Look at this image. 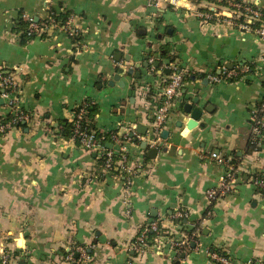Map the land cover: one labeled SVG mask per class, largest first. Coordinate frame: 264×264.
<instances>
[{"label":"crops","instance_id":"1","mask_svg":"<svg viewBox=\"0 0 264 264\" xmlns=\"http://www.w3.org/2000/svg\"><path fill=\"white\" fill-rule=\"evenodd\" d=\"M174 1L0 0V68L14 73L20 107L29 115L24 126L0 135V250H9L15 264H217L207 255L211 249L228 264H264V192L250 180L264 175V140L246 151L251 111L264 108V41L221 17L200 19L196 12L206 11L207 0ZM245 1L264 7V0ZM51 11H69L80 37L54 30L22 43L14 29L20 14L38 20ZM161 45L173 61L155 68L153 56H145ZM245 63L256 71L235 81L208 80L222 65ZM173 64L189 78L167 134L150 147L149 104ZM118 68L133 69L120 75L123 86L109 83ZM194 97L203 112L190 129L182 106ZM86 100L96 104L93 123L102 140L108 137L104 148L123 146L135 168L128 187L119 168L104 172L102 151L59 133ZM6 114L2 103L0 117ZM137 124L146 126L145 134ZM114 130L139 139L113 141ZM211 153L236 155L240 174L234 190L214 202L206 190L225 166ZM152 221L188 244L135 249L136 236ZM81 247L88 248L86 260L77 251L66 258Z\"/></svg>","mask_w":264,"mask_h":264},{"label":"built area","instance_id":"2","mask_svg":"<svg viewBox=\"0 0 264 264\" xmlns=\"http://www.w3.org/2000/svg\"><path fill=\"white\" fill-rule=\"evenodd\" d=\"M158 4L159 0H150ZM175 2L174 0H172ZM208 5L206 11L198 10L196 15L205 21L213 19L214 17L220 18L228 25L234 26L241 31L252 30L260 40L264 41V7L259 6L257 3L245 0H207ZM218 7L222 8L221 11ZM59 13L48 12V15L38 22L32 16L22 14L23 20L28 22V33H34L38 36L42 33L52 32L54 30H62L67 37L79 38L80 32L75 26V17L69 15L60 24L55 16ZM153 62V58L149 59V63ZM248 68L246 66L240 69L228 68L226 65L219 67L218 72L224 74L218 76L215 72L208 74V80L212 83L220 81H227L229 78L236 76L238 73H246ZM256 71V67H255ZM184 72L176 64L171 66V74L168 78L162 79V86L155 98L151 99L150 110H152V118L150 122V130L152 132V139L148 142L150 147H153L157 140L160 139V133L165 128L170 115L174 111V105L183 87ZM0 99H2L4 106L7 108L9 118L5 120L6 116L0 117V135L5 134L11 129L21 127L19 122H26L29 115L24 112L19 104L18 86L15 82L14 73L2 74L0 73ZM89 102H81L72 114L71 122L73 123V139L77 138L80 145L88 151H102V169L104 172L111 170L113 166H117L121 174L126 175L127 187L130 184L129 178L134 172L135 168L128 167L130 161L129 156L124 151L122 146L120 152L113 149L104 148L102 138H98L94 130L87 131L82 126V119L86 113V105ZM91 103H93L91 101ZM6 114V115H7ZM252 135L260 136V140H264V108L263 105L257 106L251 111L250 117ZM110 138L116 142L122 140H137L139 136L136 132L129 134H118L117 130L111 131ZM103 134V133H101ZM122 136V137H121ZM218 163L225 166L224 173L219 177L218 183L206 190V197L209 202H214L221 197L229 195L235 188L236 178L240 175L238 172V165L231 162V156L223 157L217 153H211ZM250 178L252 185L256 191L264 192V175L254 176ZM151 235H150V234ZM149 243L157 245L166 243L174 249L183 248L188 244L187 238H173L168 235L166 230L159 227L156 221L149 223L147 227L140 230L135 238L134 248L140 250ZM88 249V248H87ZM86 248H79L78 250L71 249L67 254V259H72L75 251L80 255V258L86 260L88 250ZM208 257L217 264H228L229 259L216 250H209ZM0 264H15L13 262L12 253L7 249L0 250Z\"/></svg>","mask_w":264,"mask_h":264},{"label":"trees","instance_id":"3","mask_svg":"<svg viewBox=\"0 0 264 264\" xmlns=\"http://www.w3.org/2000/svg\"><path fill=\"white\" fill-rule=\"evenodd\" d=\"M70 15V12L69 11H62L60 12L57 16H55L56 20L62 24L63 21L66 19L67 16ZM42 19H38L37 21L40 22ZM15 31L19 32L20 33V37H21V42L24 43L30 39H33L34 37L38 36L37 34H34V33H28V22L23 20L22 18V14H20V16L18 17L17 19V22H16V25H15ZM45 33H42V35H44ZM44 37V36H42ZM77 38H75L74 40H76ZM169 48L167 45H161L158 49V52L157 51H154V52H148L146 54V60H148L149 56H153V62L150 63V66H154L155 68H159L162 64H163V60L164 61H169V62H172L173 61V58L170 56V53H169ZM246 66L248 68L247 72L246 73H252L254 72L255 70V65L253 64H236L232 67V69H240L242 67ZM0 73L2 74H10V73H13L11 70L9 69H6V68H0ZM218 76H223L224 74H222L221 72L220 73H216ZM245 74V73H244ZM243 74L241 73H238L236 76H233L231 78H229L228 80L229 81H235V80H238L240 77H242ZM187 79L189 78L187 75L186 77L184 76L183 79ZM261 84L262 86L264 87V74L263 76L261 77ZM86 102H89L87 105H86V113L84 114L83 116V119H82V126L83 128H85L87 131H90V130H94L95 133H96V136L98 138H101L102 134H100L94 127V123H93V117L95 115V113L97 112V107H96V104L94 103H91L90 100H86ZM7 120L9 118L8 114L6 115L5 117ZM24 122H19V125L20 126H24L23 124ZM59 133L66 139H73V123L71 121H67V120H64L63 122L60 123V126H59ZM105 139H108V137H105L103 138L102 142L103 144L105 143ZM76 143L80 144L79 140L77 138H74L73 139ZM259 140H260V136L258 135H252L250 134L249 138H248V142H247V146H246V151L247 152H252L254 150H257L259 148ZM238 157L236 155H233L232 158H231V162L234 163V164H237L238 162ZM117 166H113L111 168L112 171L114 172H117L118 169H116ZM254 176H259V174H255ZM211 250H214V249H211ZM80 264V263H78Z\"/></svg>","mask_w":264,"mask_h":264},{"label":"water","instance_id":"4","mask_svg":"<svg viewBox=\"0 0 264 264\" xmlns=\"http://www.w3.org/2000/svg\"><path fill=\"white\" fill-rule=\"evenodd\" d=\"M136 66H138V64ZM132 71H133L132 68H128L127 70H124L123 68H118L117 72L113 75L112 80L109 83L113 84L115 81H118V84L120 86H123L124 82L122 80H119L120 79V75L122 73H128L129 75H131ZM165 72L168 74L169 70H165ZM2 103H3V101H2V99H0V104H2ZM198 103H199V97H194L192 99L191 103L186 102L182 106L183 112L188 114V116H189L186 124H187V127L190 128V129L197 125V121L200 119V117L202 115V112H203V109L197 105ZM193 104H196V106H193ZM204 109L206 111L209 110L208 106H206ZM146 129H147L146 126H144L142 124H137V126H136V131H138L141 134H145L146 133ZM161 134L164 137L167 134V131L166 130H162ZM142 147L143 148L147 147L146 141L142 142ZM156 152H157V150L154 149V148L153 149H149L148 150V156L150 158H153L156 155Z\"/></svg>","mask_w":264,"mask_h":264}]
</instances>
